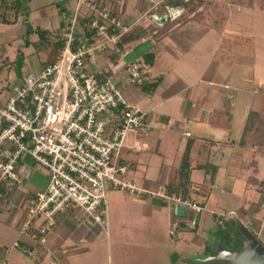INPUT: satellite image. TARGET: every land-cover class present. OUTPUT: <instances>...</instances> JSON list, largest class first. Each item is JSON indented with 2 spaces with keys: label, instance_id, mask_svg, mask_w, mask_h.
I'll list each match as a JSON object with an SVG mask.
<instances>
[{
  "label": "crops",
  "instance_id": "0c3cea01",
  "mask_svg": "<svg viewBox=\"0 0 264 264\" xmlns=\"http://www.w3.org/2000/svg\"><path fill=\"white\" fill-rule=\"evenodd\" d=\"M96 1L111 7L115 17L126 27L119 47L127 54L113 55L111 61L117 64L122 58L124 62L130 63L143 58L149 61H146L149 65L146 85L157 83L153 91L145 92L140 89L141 86L130 84L125 74L120 72L117 78L128 102L143 111L146 117L145 128L139 135H130L128 139L130 144H136L141 149L126 151L125 158L132 163L129 179L141 186L137 185L139 188L152 192L143 197L138 196L140 200H136L146 207L149 214L159 213L155 218V228L162 234L167 232L169 225L176 226L178 230L177 222L193 219L196 215L192 214L187 201L201 205L203 210L209 208L210 200L213 201L211 203H220L221 198L213 195L214 189L233 193L238 186L243 189L251 187L249 183L252 177L263 181L256 174L260 166L258 158H264V149H245L239 145L249 113L264 114V75L258 73L256 50L248 51L244 47L252 38L242 35L236 28L240 25L242 9L246 5V8L257 9L255 4H244V0H220L226 6L216 12L221 26L212 25L210 15L206 14L202 15L206 20L194 18L157 38L156 34L167 21V15L173 20L184 13V8H169L167 13H160L158 7L163 0ZM64 7L60 10L52 5L46 9V17L52 18V28L40 25L34 27L47 28L58 34L86 12L78 4L75 9ZM201 10L203 8L195 9L188 16L194 17ZM258 11L264 10L258 8ZM2 15L0 9V24H5ZM204 22L216 31L218 38L215 41L208 34L204 39L193 35L195 27L192 24ZM20 32L26 33L25 23L20 27L19 35ZM53 57L52 53L51 60ZM51 60L32 70L24 65L23 71L38 73ZM102 66L107 68L105 62L100 61ZM12 75L11 83L17 77L14 71ZM9 86L6 84L0 88V92L7 94ZM160 127L167 133L166 136L161 137ZM146 135L154 140L155 151L168 159V164L163 165L166 166L164 172L162 166L158 170L159 175L153 178L146 174L149 167L137 162V153L149 151L147 145L140 144ZM176 135L180 136L178 140H175ZM187 153L191 160L189 170L184 167ZM254 161L257 162V172H254ZM209 166L211 170H208ZM38 167L31 157L25 156L19 162L18 179L0 185V264H79L91 256L100 236L108 239L80 211L60 218L42 243L34 242L21 233L27 220V196L44 189L48 183L47 173L38 171ZM200 170L205 172L204 178L195 177V171ZM136 172L144 173L141 182H135ZM158 190L174 194L180 200L166 202L153 194ZM254 204L252 202L246 214L238 210L235 212L240 218L250 217V214L255 218L260 208ZM215 214L213 212V218ZM78 217L81 219L77 220ZM144 218L153 219V216H147L146 212ZM179 232L174 235L177 242H181L179 239H189L185 234L187 231ZM203 239V236L195 235L192 241L201 240V247L205 251L209 242ZM152 245L157 246L154 243Z\"/></svg>",
  "mask_w": 264,
  "mask_h": 264
},
{
  "label": "built area",
  "instance_id": "2783aa9c",
  "mask_svg": "<svg viewBox=\"0 0 264 264\" xmlns=\"http://www.w3.org/2000/svg\"><path fill=\"white\" fill-rule=\"evenodd\" d=\"M78 7L86 11L83 18L96 16L90 27L99 38L76 37L74 20L59 31L65 44L40 72H26L12 81L7 94L0 92V185L18 179L25 156L48 175L47 186L26 199L21 233L34 242H44L59 219L75 211L108 238V192L152 193L129 179L132 163L125 153L141 147L128 139L145 128L146 117L128 102L117 81L121 72L130 84L144 86L149 65L120 57L112 62L113 55L127 54L119 47L125 25L109 8H98L96 0H80ZM153 194L169 203L180 200L165 190ZM187 203L195 215L202 212L200 205ZM194 218L191 226L197 224Z\"/></svg>",
  "mask_w": 264,
  "mask_h": 264
},
{
  "label": "rangeland",
  "instance_id": "374dc122",
  "mask_svg": "<svg viewBox=\"0 0 264 264\" xmlns=\"http://www.w3.org/2000/svg\"><path fill=\"white\" fill-rule=\"evenodd\" d=\"M259 2V0H254L257 9L246 8L247 5L242 9L240 25H237L236 28L242 35L252 38L244 47H246L248 51L253 49L256 50V64L259 67L258 73L264 75V11H258V8H260ZM243 3L247 4V0H244ZM76 4H78V0H29V7L32 9L29 22L32 23L33 26L40 25L52 28V18L46 17V9H49L52 5L57 6L60 10H62L64 6V9H71L72 7L75 9ZM220 5L225 9L226 6H223L224 4ZM207 24L208 23L205 22L201 24H192L193 27H195L193 28V35L204 39L208 34L209 38L215 41L218 35L216 31L211 29V26ZM22 26H24L22 18H20L17 25L14 26L0 24V88L6 84L10 85L13 77L12 72L14 71L12 62L16 61L20 53H24L26 57L25 67L30 70L34 67H39L43 62L51 60V50H38L33 45V41L38 38L37 34L31 33L27 37L26 33L20 32L19 35V29ZM26 39L30 40L29 43L26 42ZM255 50L253 52H255ZM132 87L136 88L134 86ZM240 125L241 123L239 126ZM160 129L162 133L161 137H164L163 135L166 136L167 133L164 129L161 127ZM177 138H180V136L176 135L175 140H178ZM140 144L147 145L149 151L148 153L145 151L137 153V156L139 155L137 162L140 165L142 164L145 167H149L146 173L148 177H157L159 175L158 170H160L164 164H168V159L164 154L161 156L155 151V142L149 135H146L144 139L140 141ZM195 160L196 159H194V161ZM258 161L260 166L256 177L264 181V158H258ZM38 168V171L47 173L45 168L41 166ZM165 168L166 166H163V172ZM208 170H211L210 166ZM135 176H137L136 183L139 182L140 179H144L143 172H136ZM197 176H202L201 178H204L205 172L201 170L195 171V177L197 178ZM259 188L260 186L257 184L252 185L248 189H243L242 186H238L237 190L233 193L222 192L220 188L214 189V197L221 198V202L211 203L213 201L210 200L208 202L209 208L197 213L195 218L192 217L197 222V231L195 229L187 231L188 233L185 234L189 239H179L181 242H177L176 237L174 238L176 226L172 227L171 225L170 227L169 225L166 230L167 232H163L164 234H161V232L155 228V218L159 213L149 214L146 207H142L141 204H138L139 202L136 199H139V197L137 195L128 194L122 190H111L107 195L109 204V237L108 239H104L103 235L100 236L91 256L79 264H225L224 262L217 261L204 263L203 260L207 257L205 251L201 247L202 241L199 240L194 243L192 240L195 235H201L204 237L203 240H205V242H209L213 247H219V238L216 233V221L213 218V212L217 214L228 212L229 215L233 214L236 222H240L241 226L247 227L251 233L256 234L259 241L264 244V202L262 200L264 199V189L258 191ZM252 202H255L254 205H256V208H260L258 213H255V218L252 214H250V217L240 218L235 210L246 214ZM167 209H163L164 212H168ZM146 212L147 216L152 215L153 219H145L144 214ZM230 217H232V215L229 216V218ZM134 219H136L135 222ZM250 221L254 222L250 223ZM180 222L181 221L178 223ZM152 243L157 246L152 245ZM32 258L34 259V257Z\"/></svg>",
  "mask_w": 264,
  "mask_h": 264
},
{
  "label": "trees",
  "instance_id": "16d2710c",
  "mask_svg": "<svg viewBox=\"0 0 264 264\" xmlns=\"http://www.w3.org/2000/svg\"><path fill=\"white\" fill-rule=\"evenodd\" d=\"M80 0H78L79 3ZM260 9L264 10V0H259ZM97 7L101 8V6H105L109 8V6L103 4L102 2L96 1ZM220 0H163V2L159 5L158 9L160 13H167L169 8H184L185 11L179 17L175 19H168L160 31L156 34V37H163L168 34L172 30H176L180 25H183L190 20L198 19V20H206L202 17V15L209 14L211 17V24L214 26H221L222 23L220 19H218L216 12L218 9H223ZM247 4L250 6L254 5V0H247ZM221 6V7H220ZM203 8V10L196 12L194 17H189L188 13L194 11L195 9ZM0 9L3 11L2 20L5 24L11 25L16 24L20 18H22L23 22L26 25V36L28 37L31 33L37 34V40L33 41V45L38 50H51V52L56 55L64 46L65 38L62 34H57L55 31L43 28V27H34L29 22V16L31 14V9L29 7V0H0ZM110 14L112 17H115V14L112 12V8L110 7ZM95 16V15H94ZM94 16H85L84 18H79L76 24V28L74 30L76 37L85 38L90 37L92 39H98L97 29L92 30L90 25L94 20ZM96 18V16H95ZM71 24V23H70ZM69 24V25H70ZM68 25V26H69ZM67 26V27H68ZM29 43L30 40L26 39ZM122 42H120L121 44ZM148 55V54H147ZM25 55L24 53H20L16 61L12 62V66L14 68V72L17 77H22L24 75V65H25ZM117 57H115L116 60ZM147 61V60H146ZM149 62V61H147ZM151 64V63H150ZM157 83H150L146 86H141L140 89L145 92H151L156 88ZM239 145L242 148H259L264 149V114L251 111L248 115L243 134L239 141ZM255 166L254 172H257V162H252ZM184 167L189 170L191 167L190 156L187 153L185 158ZM202 168V167H200ZM254 180V181H253ZM257 184L260 186L259 191L264 189V181L256 180L254 177L250 178L249 184ZM147 194V193H146ZM146 194L139 196L143 197ZM201 206V205H200ZM202 207V206H201ZM203 208V207H202ZM194 214V212H192ZM191 214V216H193ZM229 218V216H231ZM214 219L216 221V233L219 238V244H222L225 249L236 251L242 245V233H241V223L236 222L233 214H228L227 212H222L220 214H215ZM188 222H191L190 220ZM186 221L177 222L178 230L174 232V235L178 231H192L196 230L198 225L191 226L190 223ZM257 239L258 236L252 233ZM259 240V239H258ZM262 244V243H261ZM264 246V244H262ZM218 251V247H213L210 243L205 248L206 257L216 255ZM26 252V251H25ZM205 257V258H206ZM230 264V263H225Z\"/></svg>",
  "mask_w": 264,
  "mask_h": 264
},
{
  "label": "water",
  "instance_id": "95a60500",
  "mask_svg": "<svg viewBox=\"0 0 264 264\" xmlns=\"http://www.w3.org/2000/svg\"><path fill=\"white\" fill-rule=\"evenodd\" d=\"M242 245L236 251L225 249L222 244H219L216 255L207 257L203 260L208 262H224L230 264H264V246L251 233V231L241 226Z\"/></svg>",
  "mask_w": 264,
  "mask_h": 264
},
{
  "label": "clouds",
  "instance_id": "9594fccd",
  "mask_svg": "<svg viewBox=\"0 0 264 264\" xmlns=\"http://www.w3.org/2000/svg\"><path fill=\"white\" fill-rule=\"evenodd\" d=\"M172 17V16H171ZM168 18H170V17H168V15H167V17L165 18L166 20H168Z\"/></svg>",
  "mask_w": 264,
  "mask_h": 264
},
{
  "label": "bare ground",
  "instance_id": "6f19581e",
  "mask_svg": "<svg viewBox=\"0 0 264 264\" xmlns=\"http://www.w3.org/2000/svg\"><path fill=\"white\" fill-rule=\"evenodd\" d=\"M139 59H143V58H139Z\"/></svg>",
  "mask_w": 264,
  "mask_h": 264
}]
</instances>
